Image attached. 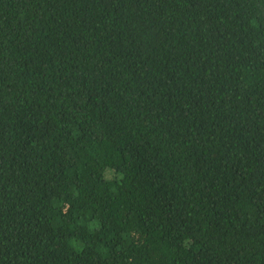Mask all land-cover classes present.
Returning a JSON list of instances; mask_svg holds the SVG:
<instances>
[{
  "label": "trees",
  "instance_id": "1",
  "mask_svg": "<svg viewBox=\"0 0 264 264\" xmlns=\"http://www.w3.org/2000/svg\"><path fill=\"white\" fill-rule=\"evenodd\" d=\"M0 264H264V0H0Z\"/></svg>",
  "mask_w": 264,
  "mask_h": 264
}]
</instances>
